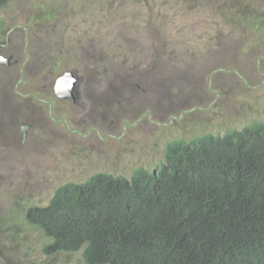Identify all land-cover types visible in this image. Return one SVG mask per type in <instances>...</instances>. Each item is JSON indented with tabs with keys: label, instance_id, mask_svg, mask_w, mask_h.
I'll return each mask as SVG.
<instances>
[{
	"label": "rangeland",
	"instance_id": "obj_1",
	"mask_svg": "<svg viewBox=\"0 0 264 264\" xmlns=\"http://www.w3.org/2000/svg\"><path fill=\"white\" fill-rule=\"evenodd\" d=\"M0 18V264L81 263L25 220L58 186L264 123V0H9ZM65 72L75 103L53 93Z\"/></svg>",
	"mask_w": 264,
	"mask_h": 264
},
{
	"label": "trees",
	"instance_id": "obj_2",
	"mask_svg": "<svg viewBox=\"0 0 264 264\" xmlns=\"http://www.w3.org/2000/svg\"><path fill=\"white\" fill-rule=\"evenodd\" d=\"M25 220L76 264H264V123L172 140L153 171L60 185Z\"/></svg>",
	"mask_w": 264,
	"mask_h": 264
},
{
	"label": "water",
	"instance_id": "obj_3",
	"mask_svg": "<svg viewBox=\"0 0 264 264\" xmlns=\"http://www.w3.org/2000/svg\"><path fill=\"white\" fill-rule=\"evenodd\" d=\"M10 64V58H4L0 56V66H8ZM76 85L77 79L71 72H65L54 81L53 93L56 98L60 100H69L71 103H75L76 97ZM27 126L21 125V131L23 136L25 135Z\"/></svg>",
	"mask_w": 264,
	"mask_h": 264
},
{
	"label": "flooded vegetation",
	"instance_id": "obj_4",
	"mask_svg": "<svg viewBox=\"0 0 264 264\" xmlns=\"http://www.w3.org/2000/svg\"><path fill=\"white\" fill-rule=\"evenodd\" d=\"M22 125V124H21ZM21 125H20V127L19 128H21Z\"/></svg>",
	"mask_w": 264,
	"mask_h": 264
}]
</instances>
